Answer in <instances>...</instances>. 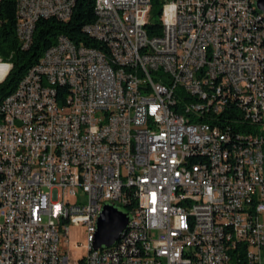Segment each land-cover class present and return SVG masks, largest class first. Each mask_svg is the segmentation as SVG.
<instances>
[{
  "label": "built area",
  "instance_id": "obj_1",
  "mask_svg": "<svg viewBox=\"0 0 264 264\" xmlns=\"http://www.w3.org/2000/svg\"><path fill=\"white\" fill-rule=\"evenodd\" d=\"M14 2L27 50L77 0ZM95 2L98 47L59 36L0 105V264H264L259 0H168L151 35V0ZM106 205L133 235L94 251Z\"/></svg>",
  "mask_w": 264,
  "mask_h": 264
},
{
  "label": "trees",
  "instance_id": "obj_2",
  "mask_svg": "<svg viewBox=\"0 0 264 264\" xmlns=\"http://www.w3.org/2000/svg\"><path fill=\"white\" fill-rule=\"evenodd\" d=\"M167 1L151 0V20L146 27L150 35L154 31L160 32L162 8ZM95 3V0H77L68 22L54 18L40 20L34 32L33 44L27 50L23 49L17 38V9L14 0H3L0 3V59L12 66L8 77L0 84V105L16 89L30 68L56 43L59 36H66L76 45L84 43L86 46L98 47L83 30L96 21Z\"/></svg>",
  "mask_w": 264,
  "mask_h": 264
},
{
  "label": "water",
  "instance_id": "obj_3",
  "mask_svg": "<svg viewBox=\"0 0 264 264\" xmlns=\"http://www.w3.org/2000/svg\"><path fill=\"white\" fill-rule=\"evenodd\" d=\"M258 8L264 12V0H259ZM129 217L114 205H106L98 220L94 251L113 247L127 229Z\"/></svg>",
  "mask_w": 264,
  "mask_h": 264
},
{
  "label": "rangeland",
  "instance_id": "obj_4",
  "mask_svg": "<svg viewBox=\"0 0 264 264\" xmlns=\"http://www.w3.org/2000/svg\"><path fill=\"white\" fill-rule=\"evenodd\" d=\"M81 245H85V229L82 227L72 228L68 247L74 259L87 254V249L79 248Z\"/></svg>",
  "mask_w": 264,
  "mask_h": 264
},
{
  "label": "bare ground",
  "instance_id": "obj_5",
  "mask_svg": "<svg viewBox=\"0 0 264 264\" xmlns=\"http://www.w3.org/2000/svg\"><path fill=\"white\" fill-rule=\"evenodd\" d=\"M52 93H54V102H61V93H64V84L62 81H55L52 86ZM229 148H238L237 140H229ZM198 160H209V153H198ZM103 211H99L97 215V223ZM133 235V228H127L123 232V236Z\"/></svg>",
  "mask_w": 264,
  "mask_h": 264
}]
</instances>
